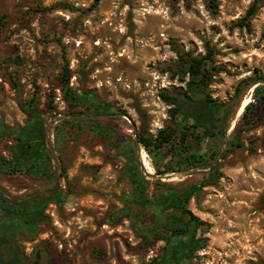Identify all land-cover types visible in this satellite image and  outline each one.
Listing matches in <instances>:
<instances>
[{"label":"rangeland","instance_id":"obj_1","mask_svg":"<svg viewBox=\"0 0 264 264\" xmlns=\"http://www.w3.org/2000/svg\"><path fill=\"white\" fill-rule=\"evenodd\" d=\"M94 2L0 0V122L13 129L24 127L29 117L19 103L38 98L53 158L51 178L0 174V190L6 199L20 203L31 204L56 192L63 200L47 207L48 224L16 237L24 264L33 263L38 251L43 253L40 264H142L163 253L164 241L145 245L134 221L122 213L131 194L122 153L89 127L57 136L58 124L74 117L62 99L60 79L68 64L75 91L89 92L95 101L112 107L105 115L79 107L76 117L100 119L117 131L122 143L126 138L135 142L141 170L151 176L152 198L158 181L181 186L202 183L209 176L206 165L161 179L136 142L142 125L139 110L155 138L173 125V106L163 96L186 90L189 80L174 75L177 52L203 58L208 46L214 51L213 65L228 72L215 73L206 93L230 107L227 134L217 145L216 160L209 163L221 165L222 178L203 188L188 206L204 222L199 234L207 240L193 264H260L264 122L243 120L245 103H254L255 87L234 98L242 81L264 77V0L258 2L249 27L243 19L256 0H218L216 13L207 0H101L92 7ZM51 93L55 110L48 107ZM258 110L254 120L264 114L262 107ZM237 140L241 147L235 146ZM209 142L203 144L205 151ZM11 145L10 139L0 137L1 154L9 157ZM138 211L133 208L134 214ZM5 250L0 248V254Z\"/></svg>","mask_w":264,"mask_h":264},{"label":"trees","instance_id":"obj_2","mask_svg":"<svg viewBox=\"0 0 264 264\" xmlns=\"http://www.w3.org/2000/svg\"><path fill=\"white\" fill-rule=\"evenodd\" d=\"M101 0H95L92 7H97ZM252 5L243 19L245 26L257 12L258 2ZM208 8L216 13L218 0H207ZM207 55L203 58H185L177 52L179 64L174 75H179L185 81L188 76L186 90H181L174 97L167 95L163 99L173 108L170 109V117L173 125L160 131L157 137H153L147 125L146 114L139 110L142 125L138 132L139 144L145 149L152 159V164L157 175H167L184 169H192L199 166H208L209 176L202 183L170 186L160 181L156 184V191L150 197L151 182L141 170V164L135 156V142L126 138L124 143L120 141V135L112 127L105 125L100 119H79L76 113L79 107L90 111L92 115H105L112 111L108 104L95 101L96 96L89 92L75 91L71 84V70L65 64L60 79V91L62 99L70 108V120L61 121L56 127L58 137H64L66 130L78 127L83 130L89 127L100 137L110 141L112 146L119 150L125 159L126 177L131 186V194L126 197L127 209L122 213H128L135 223L137 232L143 242L148 246L152 241H164L163 253L142 264H193L196 254L205 249L207 240L199 234L204 227L202 222L188 208L190 201L198 196L203 188L216 184L221 178V165L209 164L215 161L219 155L217 146L227 130L224 127L228 118L229 105L217 104L206 93L213 75L226 71L220 66L213 65L214 51L208 46ZM255 87L254 103L250 102L243 113V120L252 122H264V114L254 120L259 108L264 109V77L252 76L242 81L235 90V98H238L245 89ZM55 94L49 96L48 107L55 110L53 105ZM256 103V104H255ZM21 110L29 119L24 127L13 129L0 122V137L12 141L9 148L10 156L0 153V174L24 175L40 179L52 177L53 158L49 151V138L46 120L40 112L38 98L30 102H20ZM114 115V114H112ZM208 139V150H204V143ZM236 147H241L239 140ZM170 160L164 163L167 158ZM62 194L54 193L49 197L39 200L20 203L6 199L0 190V221L12 217L22 219V229L29 233L38 231L41 224H48L50 217L46 213L47 207L52 203H62ZM139 211L134 214L133 208ZM151 217L150 223L145 224V219ZM205 231L202 230V233ZM264 264V260L260 263Z\"/></svg>","mask_w":264,"mask_h":264},{"label":"water","instance_id":"obj_3","mask_svg":"<svg viewBox=\"0 0 264 264\" xmlns=\"http://www.w3.org/2000/svg\"><path fill=\"white\" fill-rule=\"evenodd\" d=\"M136 142H137V146H138V149H139V137L138 135H136ZM142 167V166H141ZM144 172V170H143ZM187 171H182V172H179V173H175V174H182V173H185ZM144 174L146 176H149L151 177L149 174L145 173ZM161 179H164V178H167L166 176H161L160 177ZM1 229H3L5 231V233L8 232V230H18L19 229V222L18 224L15 226V225H12V224H7V223H3L2 225H0ZM9 244V241L7 239L6 236H4L3 238H0V247H4L6 245ZM37 258L39 259L40 258V254L37 253ZM20 263V257H19V254L17 253V251L13 248V247H10L8 248L5 252H3L2 254H0V264H19ZM36 264H39V262L37 261Z\"/></svg>","mask_w":264,"mask_h":264},{"label":"flooded vegetation","instance_id":"obj_4","mask_svg":"<svg viewBox=\"0 0 264 264\" xmlns=\"http://www.w3.org/2000/svg\"><path fill=\"white\" fill-rule=\"evenodd\" d=\"M19 222V229L18 230H8L7 233H5V231L3 229H1L0 227V238H3L4 236L7 237L8 241H9V244L4 246V248L7 250L8 248L10 247H13L17 253L19 254V257H20V263L19 264H24V260H25V254L20 250V248L18 246H16L14 243H15V240H16V237L19 236V234L23 231L22 229V219H13L12 217H9L7 219H3L0 221V225H2L3 223H7V224H12V225H17ZM0 248H3V247H0ZM5 250V251H6ZM37 253L40 254V258L38 259L37 258ZM35 255V260L33 263H30V264H36V262L38 261L39 264H40V260L43 258V253L42 251H38Z\"/></svg>","mask_w":264,"mask_h":264},{"label":"bare ground","instance_id":"obj_5","mask_svg":"<svg viewBox=\"0 0 264 264\" xmlns=\"http://www.w3.org/2000/svg\"><path fill=\"white\" fill-rule=\"evenodd\" d=\"M247 104H248V102H246V103H245L244 107H246V106H247Z\"/></svg>","mask_w":264,"mask_h":264}]
</instances>
